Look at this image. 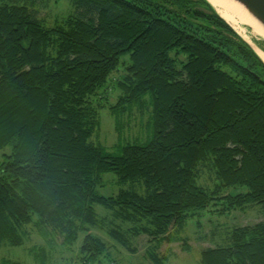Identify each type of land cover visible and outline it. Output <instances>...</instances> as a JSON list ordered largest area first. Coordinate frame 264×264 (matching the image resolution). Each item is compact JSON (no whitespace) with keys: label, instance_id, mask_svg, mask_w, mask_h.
Instances as JSON below:
<instances>
[{"label":"trees","instance_id":"obj_1","mask_svg":"<svg viewBox=\"0 0 264 264\" xmlns=\"http://www.w3.org/2000/svg\"><path fill=\"white\" fill-rule=\"evenodd\" d=\"M37 1L0 0V148L12 146L0 247L34 229L64 246L81 238L86 260L110 257L100 230L134 253L148 236L147 256L166 264L161 245L189 250L183 233L209 205L264 210V61L208 0H72L53 24ZM103 108L125 140L116 150L93 139ZM135 110L148 135L124 138ZM106 173L117 193L98 190ZM31 252L46 263V247ZM199 264H264V218L234 226Z\"/></svg>","mask_w":264,"mask_h":264},{"label":"rangeland","instance_id":"obj_2","mask_svg":"<svg viewBox=\"0 0 264 264\" xmlns=\"http://www.w3.org/2000/svg\"><path fill=\"white\" fill-rule=\"evenodd\" d=\"M75 10L72 0H38L32 9L34 13L44 18L49 24H53L58 17H64ZM242 29V28H240ZM249 28H243L241 32H237L251 42L256 47L258 54L263 50L262 45L264 39L252 36ZM261 58H263L260 55ZM124 57L123 59H126ZM264 59V58H263ZM262 59V60H263ZM264 61V60H263ZM115 71L113 77H117L122 73ZM117 93L111 91L110 101L115 102ZM132 117V118H131ZM131 117H125L124 121H129L125 129L124 138L134 135L147 136L148 134V114H141L135 110ZM101 125L99 130L94 135L93 139L101 142L110 150L118 149L119 142L123 143L125 140L119 139L118 131L116 130V116L107 108L100 110ZM12 151V146L8 145L0 148V161H3L7 154ZM119 183L114 173H106L103 178V186L98 190L103 194L117 193L119 190ZM245 189V187H243ZM239 190V189H238ZM238 190L231 189L233 192ZM222 205H209L205 209L196 214L188 223L184 236L187 237L189 250H185L182 242L163 243L159 249L160 255L168 256L166 264H199L201 259V251L207 247H214L218 244H225L229 230L234 226L252 225L264 218V210L260 207H253L246 211H232L220 213ZM101 210V206L97 207ZM30 229V228H29ZM101 235L109 244V256L99 255L97 258H90L86 260L83 255L79 253L80 240L74 246H67L61 244L62 237L58 236L56 239L43 238L32 229L31 238L26 241L24 245L12 246L4 244L0 247V264H3L4 259L11 261H18L22 264H38L35 260L31 248L34 245L44 246L47 249L46 263L44 264H153L151 259L147 256L146 250L151 244L150 238L146 235H141L136 238L134 245L137 251L130 252L121 246L117 241L110 238L105 232L95 230Z\"/></svg>","mask_w":264,"mask_h":264},{"label":"bare ground","instance_id":"obj_3","mask_svg":"<svg viewBox=\"0 0 264 264\" xmlns=\"http://www.w3.org/2000/svg\"><path fill=\"white\" fill-rule=\"evenodd\" d=\"M216 11L238 32L243 28H249L252 36L264 39V26L247 8L237 0H208ZM242 28V29H240ZM264 58V51H259ZM262 58V59H263ZM264 60V59H263Z\"/></svg>","mask_w":264,"mask_h":264},{"label":"water","instance_id":"obj_4","mask_svg":"<svg viewBox=\"0 0 264 264\" xmlns=\"http://www.w3.org/2000/svg\"><path fill=\"white\" fill-rule=\"evenodd\" d=\"M264 26V0H237ZM212 5V4H211ZM197 10H206L204 7H196ZM249 42V41H248ZM251 45L252 43L249 42ZM253 46V45H252ZM257 51L256 47L253 46Z\"/></svg>","mask_w":264,"mask_h":264}]
</instances>
